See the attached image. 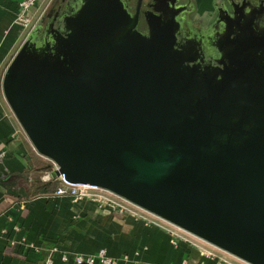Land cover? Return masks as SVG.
<instances>
[{
    "label": "water",
    "instance_id": "obj_1",
    "mask_svg": "<svg viewBox=\"0 0 264 264\" xmlns=\"http://www.w3.org/2000/svg\"><path fill=\"white\" fill-rule=\"evenodd\" d=\"M130 5L71 0L41 15L3 74L11 111L57 166L50 179L109 190L264 264V32L246 25L204 70L175 47V17L145 12L144 33L141 0Z\"/></svg>",
    "mask_w": 264,
    "mask_h": 264
},
{
    "label": "crops",
    "instance_id": "obj_2",
    "mask_svg": "<svg viewBox=\"0 0 264 264\" xmlns=\"http://www.w3.org/2000/svg\"><path fill=\"white\" fill-rule=\"evenodd\" d=\"M19 1L0 0V149L7 153L0 159V264H42L48 257L51 264H75L64 261L61 251L100 249L128 257L118 264H202L196 249L173 244L160 223L147 224L89 198L39 192L43 183L56 180L47 178L53 163L35 150L2 90L6 67L28 35L15 23ZM46 1L38 0L28 14L41 16ZM45 162L51 168L42 171ZM53 246L59 251L52 253Z\"/></svg>",
    "mask_w": 264,
    "mask_h": 264
},
{
    "label": "flooded vegetation",
    "instance_id": "obj_3",
    "mask_svg": "<svg viewBox=\"0 0 264 264\" xmlns=\"http://www.w3.org/2000/svg\"><path fill=\"white\" fill-rule=\"evenodd\" d=\"M53 1V6L46 13V22L64 10L71 0ZM129 1V8L135 13L138 0ZM145 12L150 19L160 14L175 17L179 25L176 34L178 45L175 47L182 46L189 56L203 61L204 70L208 66H223L220 60L230 48L227 41L232 42L242 34L241 30L246 25H253L256 30L264 32V0H141L138 28L149 33Z\"/></svg>",
    "mask_w": 264,
    "mask_h": 264
},
{
    "label": "built area",
    "instance_id": "obj_4",
    "mask_svg": "<svg viewBox=\"0 0 264 264\" xmlns=\"http://www.w3.org/2000/svg\"><path fill=\"white\" fill-rule=\"evenodd\" d=\"M38 0H20L18 2V12L15 18V23L23 26L30 31L35 26V22L30 19L28 13L33 5ZM6 151L0 149V159L6 156ZM53 163V162H52ZM52 170L57 166L53 163ZM49 179V173L47 175ZM60 181L58 187L54 191V195L67 196L72 200L89 198L100 205H109L114 211L120 213L131 212L136 219L144 220L147 224L160 223L163 225L171 236L173 244L178 245L181 242L189 244L196 249L202 259V264H250L233 254L222 250L209 242L187 232L186 230L173 225L172 223L142 209L141 207L121 198L120 196L112 193L109 190L91 186L87 184H78L67 182L62 176L56 178ZM135 209V210H134ZM144 214H147L144 216ZM59 248L57 246L51 247V252H57ZM61 258L64 261L72 260L75 264H118L119 261L126 260L128 257L109 256L105 249H100L96 253L81 254L71 253L67 251H61ZM52 258L48 257L42 264H51Z\"/></svg>",
    "mask_w": 264,
    "mask_h": 264
},
{
    "label": "trees",
    "instance_id": "obj_5",
    "mask_svg": "<svg viewBox=\"0 0 264 264\" xmlns=\"http://www.w3.org/2000/svg\"><path fill=\"white\" fill-rule=\"evenodd\" d=\"M18 12V11H17ZM51 168L50 165H48L47 167H42L41 170H49ZM60 181L59 180H52L46 183H43L40 187L39 192L41 194H53L55 189L58 187Z\"/></svg>",
    "mask_w": 264,
    "mask_h": 264
},
{
    "label": "rangeland",
    "instance_id": "obj_6",
    "mask_svg": "<svg viewBox=\"0 0 264 264\" xmlns=\"http://www.w3.org/2000/svg\"><path fill=\"white\" fill-rule=\"evenodd\" d=\"M45 3L46 4L44 5V8L42 9L41 15H43L44 13H47L49 11V9L53 6L54 1L53 0H48ZM28 16L30 17V19L33 20V23L35 22V25L38 23L39 19L41 18V16H39L37 18L36 16H30L29 14H28ZM26 31H27V34L30 33V29H26ZM47 166H48V164H47V162H45L44 166H42V167H47ZM44 171H47V170H44Z\"/></svg>",
    "mask_w": 264,
    "mask_h": 264
}]
</instances>
